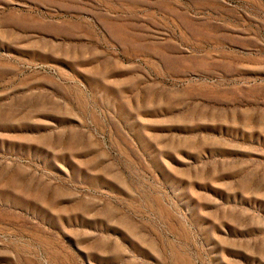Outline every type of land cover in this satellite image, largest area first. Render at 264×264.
<instances>
[{
  "label": "rangeland",
  "instance_id": "374dc122",
  "mask_svg": "<svg viewBox=\"0 0 264 264\" xmlns=\"http://www.w3.org/2000/svg\"><path fill=\"white\" fill-rule=\"evenodd\" d=\"M0 264H264V0H0Z\"/></svg>",
  "mask_w": 264,
  "mask_h": 264
}]
</instances>
